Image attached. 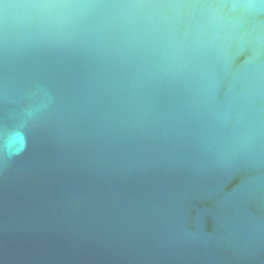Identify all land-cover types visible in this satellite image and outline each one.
Listing matches in <instances>:
<instances>
[{"label": "water", "instance_id": "1", "mask_svg": "<svg viewBox=\"0 0 264 264\" xmlns=\"http://www.w3.org/2000/svg\"><path fill=\"white\" fill-rule=\"evenodd\" d=\"M0 264H264V0H0Z\"/></svg>", "mask_w": 264, "mask_h": 264}]
</instances>
